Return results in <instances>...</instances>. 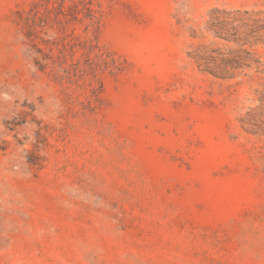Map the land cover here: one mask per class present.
Masks as SVG:
<instances>
[{
    "label": "rangeland",
    "instance_id": "374dc122",
    "mask_svg": "<svg viewBox=\"0 0 264 264\" xmlns=\"http://www.w3.org/2000/svg\"><path fill=\"white\" fill-rule=\"evenodd\" d=\"M210 17L264 0H0V264H264V73L198 69Z\"/></svg>",
    "mask_w": 264,
    "mask_h": 264
},
{
    "label": "trees",
    "instance_id": "16d2710c",
    "mask_svg": "<svg viewBox=\"0 0 264 264\" xmlns=\"http://www.w3.org/2000/svg\"><path fill=\"white\" fill-rule=\"evenodd\" d=\"M90 12V19L98 21L99 17L95 15L94 9L88 7ZM35 17H40L36 11ZM239 20L234 17H210L208 25L205 30L208 31L217 39H224L229 42H234L239 50H222L220 48H211L209 46L201 45L195 50L192 55L198 69L202 72L208 73L215 78L222 80H232L238 75L245 74L247 71L256 70L257 73H264L260 65L254 62H260L255 59V53L252 51L255 46L264 43L263 39L259 37L260 31L264 30V25L260 21L251 17H244L240 20L244 21L246 29L243 35H240L239 29L234 26V23ZM27 36L34 42V47H37L38 52L43 54L42 60L35 59V64L42 71L49 67H54L57 63L52 53H45L38 44H35L33 38H38L37 32L30 28ZM34 32V33H33ZM248 47V48H246ZM63 54L62 58H65Z\"/></svg>",
    "mask_w": 264,
    "mask_h": 264
}]
</instances>
